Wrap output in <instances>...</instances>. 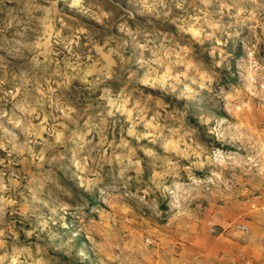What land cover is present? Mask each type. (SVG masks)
Returning <instances> with one entry per match:
<instances>
[{
    "label": "rangeland",
    "instance_id": "374dc122",
    "mask_svg": "<svg viewBox=\"0 0 264 264\" xmlns=\"http://www.w3.org/2000/svg\"><path fill=\"white\" fill-rule=\"evenodd\" d=\"M86 262L264 264V0H0V264Z\"/></svg>",
    "mask_w": 264,
    "mask_h": 264
},
{
    "label": "trees",
    "instance_id": "16d2710c",
    "mask_svg": "<svg viewBox=\"0 0 264 264\" xmlns=\"http://www.w3.org/2000/svg\"><path fill=\"white\" fill-rule=\"evenodd\" d=\"M240 51H241V49L240 48H237L235 51H234V53H237V55L240 53ZM84 264H89V263H84Z\"/></svg>",
    "mask_w": 264,
    "mask_h": 264
},
{
    "label": "built area",
    "instance_id": "2783aa9c",
    "mask_svg": "<svg viewBox=\"0 0 264 264\" xmlns=\"http://www.w3.org/2000/svg\"><path fill=\"white\" fill-rule=\"evenodd\" d=\"M241 228L245 229V226H242ZM212 231H215V229H212Z\"/></svg>",
    "mask_w": 264,
    "mask_h": 264
}]
</instances>
